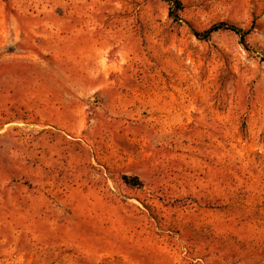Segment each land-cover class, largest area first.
Wrapping results in <instances>:
<instances>
[{
  "label": "rangeland",
  "instance_id": "374dc122",
  "mask_svg": "<svg viewBox=\"0 0 264 264\" xmlns=\"http://www.w3.org/2000/svg\"><path fill=\"white\" fill-rule=\"evenodd\" d=\"M177 1L0 0V264H264V0Z\"/></svg>",
  "mask_w": 264,
  "mask_h": 264
},
{
  "label": "trees",
  "instance_id": "16d2710c",
  "mask_svg": "<svg viewBox=\"0 0 264 264\" xmlns=\"http://www.w3.org/2000/svg\"><path fill=\"white\" fill-rule=\"evenodd\" d=\"M161 1L169 5L168 18L172 19L173 21H179L180 12L183 9L181 2L177 0H161ZM219 30H227L233 32L239 37L241 44L245 43L246 36L248 35V32L227 23H219L213 25L212 27L201 33L194 32V35L196 37H201L202 39H204L206 36H209L212 33H215ZM120 180L123 182L124 185H126L129 188H140L143 186V182L137 176L121 175Z\"/></svg>",
  "mask_w": 264,
  "mask_h": 264
}]
</instances>
